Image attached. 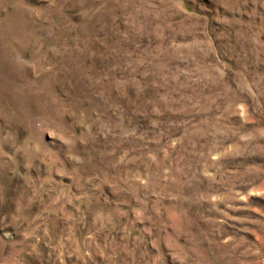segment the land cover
<instances>
[{
    "label": "rangeland",
    "instance_id": "374dc122",
    "mask_svg": "<svg viewBox=\"0 0 264 264\" xmlns=\"http://www.w3.org/2000/svg\"><path fill=\"white\" fill-rule=\"evenodd\" d=\"M0 264H264V0H0Z\"/></svg>",
    "mask_w": 264,
    "mask_h": 264
}]
</instances>
